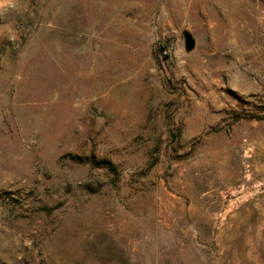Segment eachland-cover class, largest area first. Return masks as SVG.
<instances>
[{"label": "rangeland", "instance_id": "374dc122", "mask_svg": "<svg viewBox=\"0 0 264 264\" xmlns=\"http://www.w3.org/2000/svg\"><path fill=\"white\" fill-rule=\"evenodd\" d=\"M0 264H264V0H0Z\"/></svg>", "mask_w": 264, "mask_h": 264}, {"label": "trees", "instance_id": "16d2710c", "mask_svg": "<svg viewBox=\"0 0 264 264\" xmlns=\"http://www.w3.org/2000/svg\"><path fill=\"white\" fill-rule=\"evenodd\" d=\"M103 163H107L111 167V164L109 162H103Z\"/></svg>", "mask_w": 264, "mask_h": 264}]
</instances>
